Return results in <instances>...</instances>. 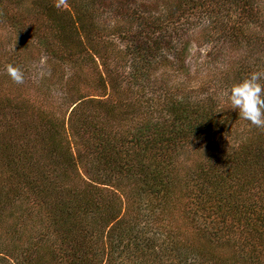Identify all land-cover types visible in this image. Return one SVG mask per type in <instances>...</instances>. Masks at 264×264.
<instances>
[{
    "label": "trees",
    "instance_id": "obj_1",
    "mask_svg": "<svg viewBox=\"0 0 264 264\" xmlns=\"http://www.w3.org/2000/svg\"><path fill=\"white\" fill-rule=\"evenodd\" d=\"M57 2L0 0L79 79L68 118L0 99V264H264V130L224 95L264 71V0Z\"/></svg>",
    "mask_w": 264,
    "mask_h": 264
},
{
    "label": "rangeland",
    "instance_id": "obj_2",
    "mask_svg": "<svg viewBox=\"0 0 264 264\" xmlns=\"http://www.w3.org/2000/svg\"><path fill=\"white\" fill-rule=\"evenodd\" d=\"M147 1L150 2L155 0ZM17 38L18 36L15 32H13V30L0 23V99H11V102L9 100H5L10 105L16 104L22 99H25L29 103H33L36 106L55 111L59 117L68 118L72 107L70 106V102L65 99V81L72 73V80H79L78 77L76 76L75 78L74 75L76 67H71V65L65 64L56 58H50L44 52L39 51L38 48L36 49L34 46H31L27 40L20 41L17 40ZM16 44L20 45L19 48L22 52L21 56L16 53ZM209 48L210 45L204 44V42L201 41L200 34L198 33L197 38L195 42L192 43L188 54V61L190 62L192 69V63L195 62L199 53L200 55L205 54ZM230 54L233 53L230 52ZM9 64L18 66L24 71L25 81L23 84H16L9 77L6 71V67ZM90 68L91 67L89 66H84V72L89 74V76H93L94 74L91 73ZM93 81L94 80L90 81L91 84L89 86L83 84V86H81L82 92L87 95L94 94L95 96H102L103 90L97 87L95 88ZM124 196L125 194L122 195V197ZM195 205L196 204L194 203V206ZM17 214L10 216L8 223H11V225L16 223L18 233L19 229H21L23 233H26L27 235L29 234L28 231L35 229V224L30 222L31 218L29 216L24 215V218L19 220ZM171 214V210H168L164 216H168L170 218ZM159 221L163 222L164 220ZM14 251H12L13 254ZM13 254L9 255L12 256ZM123 255L124 256L121 257L122 259H125L126 263L127 259L125 257L128 255L126 253ZM10 260H13V258L10 257Z\"/></svg>",
    "mask_w": 264,
    "mask_h": 264
},
{
    "label": "clouds",
    "instance_id": "obj_3",
    "mask_svg": "<svg viewBox=\"0 0 264 264\" xmlns=\"http://www.w3.org/2000/svg\"><path fill=\"white\" fill-rule=\"evenodd\" d=\"M66 0H58L56 8H60ZM7 74L16 84L25 81L24 71L12 64L6 67ZM264 71H254L248 78L232 86L230 92L225 93L229 101V108L238 110L239 116L250 122L252 126L264 130Z\"/></svg>",
    "mask_w": 264,
    "mask_h": 264
}]
</instances>
